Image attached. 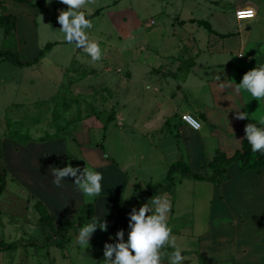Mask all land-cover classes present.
<instances>
[{"label":"rangeland","instance_id":"1","mask_svg":"<svg viewBox=\"0 0 264 264\" xmlns=\"http://www.w3.org/2000/svg\"><path fill=\"white\" fill-rule=\"evenodd\" d=\"M40 1L42 6L33 16L37 29L24 28L21 39L20 33L15 36L13 19H6L10 0H0V50L13 49L31 60L37 50L58 42L40 63L31 67L0 61V172L8 181L0 197V235L7 242H20L18 248L0 252V264H103L104 242H112L110 236L127 229L128 218L106 232L98 228L86 249L75 243L80 229L71 234L64 248L58 247L56 240L45 244L35 203L43 195L75 186L74 178L69 177L61 187H56L52 183V169L70 162L93 170L78 154V148L85 144H78L82 142L81 134L88 133L86 145L103 144L107 159L126 167L139 188H146L151 181H164L170 166L180 160L179 154L183 153L184 161L189 163L203 146L201 132L180 129L178 109L192 105L190 95L197 104L204 102L216 107L213 110L216 112L209 111L212 114L209 120L217 128L212 127L219 133L214 141L228 154L235 152L244 140L245 126L258 123L255 120L264 115V100L260 105L257 100V112L245 111L244 99L247 101L248 94L236 91L246 73L244 67L248 71L255 68L246 65L245 59L264 65V57L258 56L264 54V21L261 15L257 23L256 18L242 21L255 23L246 42L243 64L239 58L233 67H213L208 72L211 76L208 82L200 69L193 79L187 78L200 57L218 43L212 46L210 31L190 20L206 19L222 30L244 34L247 24L237 22L236 12L250 5L254 7L252 4L256 13L260 12V3L259 0H88V8L82 10L91 13L87 18L93 27L86 33L89 41L98 42L102 50L101 59L93 62L82 48L64 40L57 17L60 9L67 6L52 11L46 0ZM167 14L169 18L165 19ZM168 39L169 45L178 48L170 56L165 50ZM139 53L142 57L137 59ZM191 109L195 111L193 106ZM240 111L249 117L238 119L236 113ZM58 139H64L68 149L63 162L57 158V149L51 146L41 151L40 162L26 161L22 146ZM235 163L243 174L240 164ZM207 164L196 161L194 168L206 174ZM178 177L173 193L167 192L162 197L170 201L168 223L176 247L185 256V264H264L263 256L249 261L248 251H242L243 247L253 245L257 235L264 239V235L257 233L264 231V223L249 220V206L258 204L264 208L262 192L254 184L256 179L242 180L245 190L230 197L235 209L229 210V204L213 201L215 190L211 183ZM133 192L134 187L129 186L124 198ZM222 192L227 191L222 188ZM220 212H225L226 217L218 219ZM173 251L171 246L161 250V264H169L168 257Z\"/></svg>","mask_w":264,"mask_h":264},{"label":"crops","instance_id":"2","mask_svg":"<svg viewBox=\"0 0 264 264\" xmlns=\"http://www.w3.org/2000/svg\"><path fill=\"white\" fill-rule=\"evenodd\" d=\"M259 3H260V5L258 6V8L260 9V12H258V10H257V13L255 14L254 17H245V18H242L238 22L240 25L247 24V26H246L247 31H245L244 34L241 33V31H240V34L238 35L237 32H239V31H232L231 32L227 28H223V30H222L221 26H219L218 24L213 25V23L211 21H209L210 24L212 25L213 29L217 33H220L223 35H226V34H234V35L231 37L222 38L220 35L209 32L210 37L212 39V42L214 43V44H212V46L213 45L215 46V43H218V45L216 44L217 46L213 47V48L210 47L212 49H210L209 52L204 53L202 55V57H200V60L196 64H194V66H193L194 68L191 71V73L189 74L187 79H193L194 75H197L198 74L197 71H199V69H200L204 73V79H206V81L209 82L211 80V78H210L211 76L209 77L210 73H208V72H209V70L211 71L213 69V67H219V68H225V66H227V67L232 66L233 67L234 66L233 64L238 62L239 58H240V62L243 64L242 60H244L243 56L245 53V48L247 46L246 42L248 41V38H250V36L252 34L251 32L253 31V28L255 26V23L251 24L250 22H247V23H243V22H245V20H248V19L251 21V19L256 18V23H257V21H260V19H259L260 15L262 17V21H264V0H259ZM61 5L62 4L59 3V0H56V1L53 0V3L51 5L48 4L47 7L52 9V11H53L56 9L59 10L60 9L59 7ZM252 5H254V7H255V4H252ZM41 6L42 5H41L40 0H21V1L10 0V3H9L10 13H9V15H13L17 18L15 36L20 33L19 35L21 36V39H22L23 35L21 33H22V31H23V33H25L24 31H25L26 27L27 28L32 27V28L37 29L36 28L37 21H35V18H33V16H35V14H38L37 8L41 7ZM250 7L254 8L251 5H250ZM214 15L215 14H212V17H214ZM257 17H258V19H257ZM164 18L165 19L169 18L168 14H167V17H164ZM192 19H197V18L193 17ZM190 23H192L191 20H190ZM192 24L195 25L196 23H192ZM136 35H137L136 37H138L140 35V32L137 33ZM169 41H170V39H168V45H166L165 50H166V53H168V54L170 53L169 54V56H170L171 54H175L178 51L177 50L178 48H176L175 46L169 45V44H171V42H169ZM174 45H175V43H174ZM40 51L41 50H37L35 52L36 56L38 55V53ZM21 54L23 56V53H21ZM140 54L141 53L136 55L137 59L140 56L142 57V55H140ZM217 56H218V59L214 60V58H217ZM258 56L264 57V54L263 55L259 54ZM35 57L33 56V58L31 60H33ZM236 57L238 59H236ZM244 61L246 62V65H249V66L252 65L253 67H257V66L262 65V64H258L257 61L255 62V60H251V58L250 59L247 58ZM240 65L241 64H238V67ZM244 71L245 72L248 71L247 66L244 67ZM206 76L209 78H207ZM199 77H200V79L204 80L203 76L202 77L199 76ZM235 81H236V79L234 81L232 79H230V82L234 83ZM196 94H197V91H196ZM190 100L192 103L191 106H193L195 108V111H193L191 109V106H187V107L182 108L181 110L178 109V114L180 115V123H181L180 129H181V131H183L185 129L194 130V129L190 128L185 122H183V120L181 119L182 113L190 112L191 114L196 116L198 119H200L203 123V128L200 131H198V132H201V134H202L201 137H202L203 146H201V149H199V151L197 153H194L193 157L195 158V160H193V158H192V160H191L192 162L191 161L189 162L194 167L196 161L199 163H208L210 161H213L215 159V156L217 155V152L223 151V149H219L218 146H220V145H218L214 141V137H217L219 133H218L217 129L212 127V126L216 127V124L214 122H212L211 120H209L212 117V114L210 112H213V113L216 112V111H213V110H215L214 108H216V107H211L210 105H207L204 102H202L201 105L197 104V102H195V100H193V95H190ZM244 102H246V103H244L245 104V111H247L248 109H249V111H251V109H253L254 111L257 112V99H253L248 94L247 95V101H246V99H244ZM262 103L263 102L260 101L259 105ZM223 104H224V102H223ZM180 111H182V113ZM208 124L211 126L207 127ZM81 136H82V142L79 141L78 144H81V145L83 143H85V144H83V146H80L78 148V150H79L78 154L83 159L82 162L88 164L90 167H93V170L95 169L96 171L103 173V175H104V179L102 181L103 191L100 194V196H98L94 199H88L83 193H81L76 188V186L70 187L71 190H68V191H64V192L62 191L59 193H51V194L43 195L40 200L45 203V205L50 210V212L56 217V219H58L57 221H59L62 218H65V217L74 218L77 211L79 210V208L82 205H84L85 203H91V202H93L95 205L96 217L99 219L103 218L108 214L110 208L117 203L118 198L121 196L124 197V195L126 193V189L129 186L134 187L133 193H135L136 190L140 189L139 186H136V184H134V182H133L134 180L131 179V176L129 174H127L126 167L121 166V164H115V163L111 162V160L107 159L106 154H104V151L100 148L99 145L98 146H89V145L87 146L86 142L89 141V134L88 133H82ZM166 140L167 139H165V141ZM242 143H243V141L241 142L240 147L235 150V152L242 147ZM47 146L55 147L57 149V151H58V157L57 158H60V160L62 162L64 161V159L67 158L66 153L68 152V149H67L66 142L64 141V139H58L57 141L41 143V145H38V144L35 145L33 143V144L28 145V146H22V150H23L24 154L27 155V156H25L26 161L29 163L40 162V153L42 150L47 149L48 148ZM223 152H225V151H223ZM235 152H232V154H228L227 152H225V153L228 156H232V155H234ZM103 157H105V158L103 159ZM178 157H180V160L184 159L183 153H181V156L179 154ZM190 157H192L191 154H190ZM116 162H118V161L116 160ZM233 164H236V163H233ZM233 164L228 167V180H226L225 182L218 184V185H215L212 182L207 181V182L211 183V188L213 187L215 190L213 193V197H214L213 201L218 200L223 205L229 204V206L227 207V208H229V210H232L234 208L229 202V200H231L230 197H232V195L234 193L239 194L240 192H243L245 190V188L242 184V180L244 178L251 177L252 180L256 179V183H254V184L257 186V188L259 187V190L262 192V195L264 197V167L261 169V171L256 172L254 175L253 173H251L254 171L245 172L242 170L241 166L239 165L241 170L244 172L242 174L240 172V170L238 169V166L233 165ZM197 181H200V180H197ZM151 182H153V181H151ZM222 188H224L227 191V192H225L226 195L224 194V192H222ZM133 193L131 194V196L133 195ZM76 203H80V204L78 206H75ZM262 207H263V205H258V204L249 206V208H250L249 212L251 214V216H249V220L252 219V220L257 221L259 223L260 222L264 223V215H263L264 208H262ZM229 210H228V212H230ZM223 213H225V212H220V214H223ZM220 214L218 215V219L226 217V213L223 215H220ZM240 219H242V216ZM261 231L262 230H257V233L264 235V233H263L264 231L263 232H261ZM257 237H255V242L253 243V245L251 247H248V248L243 247L242 248V251L244 250L246 253L248 251L249 256L247 258L249 259V261H251V260L257 261V259H259L261 256L264 257V239H261L262 236H259V235H257ZM261 246H262V249H261Z\"/></svg>","mask_w":264,"mask_h":264},{"label":"clouds","instance_id":"3","mask_svg":"<svg viewBox=\"0 0 264 264\" xmlns=\"http://www.w3.org/2000/svg\"><path fill=\"white\" fill-rule=\"evenodd\" d=\"M51 5L53 0H46ZM59 3L66 5L60 9L57 17L64 34V40L82 48L93 62L99 61L102 50L98 42L89 41L87 29H91L93 24L87 18L90 12L82 9L88 8V0H59ZM256 10L246 8L238 10L235 14L237 22L245 17H254ZM238 93H247L253 99L264 100V65L257 66L247 71L240 83L237 84ZM238 119H246L248 113L240 111L236 113ZM182 119L196 131L202 128L201 122L190 114H183ZM255 121L258 123H248L244 128V139L251 145L253 153L264 155V115L259 116ZM54 177L52 183L56 187H61L63 181L69 177L74 178L72 183L88 199H94L103 191V173L89 168L73 166L70 162L65 167H55L52 169ZM171 211L170 201L156 196L149 202L133 206L128 215L127 229L118 230L103 245V264H161V250L171 246L174 251L169 255V264H185V256L182 250L176 247L175 239L172 235V227L168 223V213ZM108 223L92 221L80 228L75 241L80 248H87L94 232L99 228L108 230ZM127 233V239L125 235Z\"/></svg>","mask_w":264,"mask_h":264},{"label":"trees","instance_id":"4","mask_svg":"<svg viewBox=\"0 0 264 264\" xmlns=\"http://www.w3.org/2000/svg\"><path fill=\"white\" fill-rule=\"evenodd\" d=\"M96 14H99V10L95 15ZM6 19H13L11 24L16 30L17 18L13 15H8L6 16ZM191 22L197 23L201 27H205L211 33L220 35L222 38L234 35L217 33L207 20L191 19ZM57 44L58 42L48 43L33 60H25L19 51L13 49L0 50V61H9L22 68L31 67L40 63V61L46 56V53L53 49ZM112 119L113 118H110L109 121L111 122ZM99 146L104 151V154H106L105 146L103 144ZM235 162H238L242 170L245 172H259L264 167V155L253 153L251 151V145L248 144L246 139H244L242 147L232 156H228L223 151H218L215 159L208 162V172L206 174L197 171L192 165L185 162L184 159L178 160L170 166L164 181H158L155 183L150 182L146 188L136 190L135 193L128 198H124L123 196L119 197L117 203L110 208L108 214L100 219L96 217L94 203H85L79 208L75 218L65 217L57 222L56 217L50 212L45 203L39 200L35 203V206L40 213L38 224L44 234L45 244L50 243L52 240H56L55 244L60 248H64L69 243L72 233H77L81 227L92 221H97L99 223L106 221L109 225L108 228L111 229V226L114 227L118 221L124 222V219L128 218L127 214L132 210L133 206L139 207L140 204L149 202L153 197H162L163 194L167 192L173 193L175 185L179 179L178 175L189 177L194 180L210 181L215 185L221 184L228 180V167ZM7 183L8 181L5 174L0 172V197L6 191ZM127 225L128 222L126 226ZM19 244V241L7 242L0 235V252L18 248Z\"/></svg>","mask_w":264,"mask_h":264},{"label":"built area","instance_id":"5","mask_svg":"<svg viewBox=\"0 0 264 264\" xmlns=\"http://www.w3.org/2000/svg\"><path fill=\"white\" fill-rule=\"evenodd\" d=\"M183 114H190V115H192V116H194L193 114H191L190 112H186V113H183ZM182 114V115H183ZM196 119H198L196 116H194ZM183 120V119H182ZM199 121H200V119H198ZM184 121V120H183ZM185 122V121H184ZM201 122V121H200ZM186 123V122H185ZM187 124V123H186ZM201 124H202V122H201ZM188 125V124H187ZM190 128H192L190 125H188ZM202 128H203V124H202ZM201 128V129H202ZM193 129V128H192ZM195 130V129H194Z\"/></svg>","mask_w":264,"mask_h":264}]
</instances>
